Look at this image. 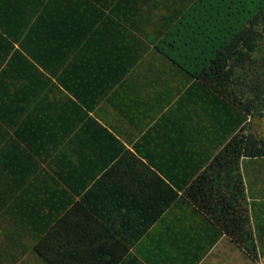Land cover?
<instances>
[{
	"label": "trees",
	"instance_id": "16d2710c",
	"mask_svg": "<svg viewBox=\"0 0 264 264\" xmlns=\"http://www.w3.org/2000/svg\"><path fill=\"white\" fill-rule=\"evenodd\" d=\"M262 113L264 0H0V264H264Z\"/></svg>",
	"mask_w": 264,
	"mask_h": 264
},
{
	"label": "rangeland",
	"instance_id": "374dc122",
	"mask_svg": "<svg viewBox=\"0 0 264 264\" xmlns=\"http://www.w3.org/2000/svg\"><path fill=\"white\" fill-rule=\"evenodd\" d=\"M157 12V13H156ZM156 15L160 11H156ZM151 19H153L151 17ZM140 70H143L140 68ZM101 120L112 122L114 114L112 110L101 103L99 109L93 113ZM244 130H248L256 135L264 133V113L250 118L243 126ZM241 171L247 194L264 198V158H243L241 161ZM5 223L0 220V240L5 243L4 235ZM32 238L29 234H23L20 238L21 249L17 248L16 255L7 257L4 264H39L30 250ZM257 258L252 259L247 255L239 245L235 243L227 234L222 233L216 242L203 255L199 264H260L261 252L259 238L256 240Z\"/></svg>",
	"mask_w": 264,
	"mask_h": 264
},
{
	"label": "crops",
	"instance_id": "0c3cea01",
	"mask_svg": "<svg viewBox=\"0 0 264 264\" xmlns=\"http://www.w3.org/2000/svg\"><path fill=\"white\" fill-rule=\"evenodd\" d=\"M203 257V256H202ZM202 257H201V259H202ZM201 259L198 261V263L197 264H199V262L201 261Z\"/></svg>",
	"mask_w": 264,
	"mask_h": 264
}]
</instances>
